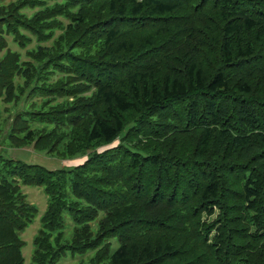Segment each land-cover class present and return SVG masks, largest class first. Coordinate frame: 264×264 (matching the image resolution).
Masks as SVG:
<instances>
[{
  "label": "trees",
  "instance_id": "1",
  "mask_svg": "<svg viewBox=\"0 0 264 264\" xmlns=\"http://www.w3.org/2000/svg\"><path fill=\"white\" fill-rule=\"evenodd\" d=\"M0 143V264H264V0H0Z\"/></svg>",
  "mask_w": 264,
  "mask_h": 264
},
{
  "label": "rangeland",
  "instance_id": "2",
  "mask_svg": "<svg viewBox=\"0 0 264 264\" xmlns=\"http://www.w3.org/2000/svg\"><path fill=\"white\" fill-rule=\"evenodd\" d=\"M14 48L16 49V47ZM9 154L15 158H19L21 161L29 164L41 165L49 170H58L62 168L68 169L78 166L86 160V157L84 156H79L73 159H60L53 154L36 152L32 148L11 149L9 150ZM22 188L24 193L27 194L29 202L39 208V215L22 234V238L26 242V245L23 249V254L26 258V261L30 262L34 249L33 239L41 228L40 216L47 207V197L44 193V189L41 187L23 186ZM92 255V253H88L84 256H73L72 254L68 253L58 264H81V262H87Z\"/></svg>",
  "mask_w": 264,
  "mask_h": 264
},
{
  "label": "bare ground",
  "instance_id": "3",
  "mask_svg": "<svg viewBox=\"0 0 264 264\" xmlns=\"http://www.w3.org/2000/svg\"><path fill=\"white\" fill-rule=\"evenodd\" d=\"M56 50V49H55Z\"/></svg>",
  "mask_w": 264,
  "mask_h": 264
}]
</instances>
